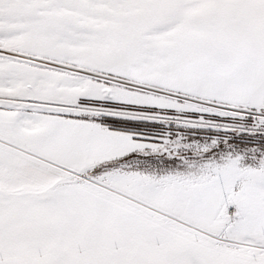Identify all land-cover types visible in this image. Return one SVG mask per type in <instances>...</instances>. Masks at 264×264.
Here are the masks:
<instances>
[{"label": "snow or ice", "instance_id": "obj_1", "mask_svg": "<svg viewBox=\"0 0 264 264\" xmlns=\"http://www.w3.org/2000/svg\"><path fill=\"white\" fill-rule=\"evenodd\" d=\"M0 264H264V0H0Z\"/></svg>", "mask_w": 264, "mask_h": 264}]
</instances>
